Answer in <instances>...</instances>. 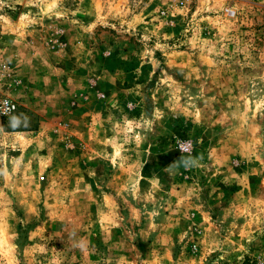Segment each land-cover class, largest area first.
Masks as SVG:
<instances>
[{
    "label": "rangeland",
    "instance_id": "rangeland-1",
    "mask_svg": "<svg viewBox=\"0 0 264 264\" xmlns=\"http://www.w3.org/2000/svg\"><path fill=\"white\" fill-rule=\"evenodd\" d=\"M3 98L0 264H264V0H0Z\"/></svg>",
    "mask_w": 264,
    "mask_h": 264
},
{
    "label": "built area",
    "instance_id": "built-area-1",
    "mask_svg": "<svg viewBox=\"0 0 264 264\" xmlns=\"http://www.w3.org/2000/svg\"><path fill=\"white\" fill-rule=\"evenodd\" d=\"M16 105L9 98H3L0 100V133L2 132V124L1 122L7 118H9L15 111ZM188 148L186 146L183 147V151H187Z\"/></svg>",
    "mask_w": 264,
    "mask_h": 264
}]
</instances>
